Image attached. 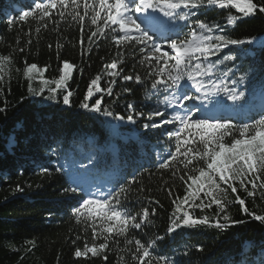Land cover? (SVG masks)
Here are the masks:
<instances>
[{
	"label": "trees",
	"instance_id": "obj_1",
	"mask_svg": "<svg viewBox=\"0 0 264 264\" xmlns=\"http://www.w3.org/2000/svg\"><path fill=\"white\" fill-rule=\"evenodd\" d=\"M33 4L34 0H0V54L12 56V63L4 65V79L0 80V108L5 109L0 112V264H135L128 250H134L135 244L125 246L123 237L119 238L118 245L110 242L109 250L99 256L93 257L90 253L87 258L74 256L77 248L83 250L85 242L89 246L103 242L102 239L93 241L91 228L77 222L74 208L83 198L92 196L93 189L100 190L102 197L132 177L138 183L131 185L127 206L133 213L141 212L144 207L150 212L155 208L156 214L150 215L151 224L140 230L130 229L128 239L148 243L157 236L165 237L150 251L154 256L167 257L171 264H264V224L241 211L235 202L236 194L230 189L229 199L233 202L228 206L227 214L232 220H243L244 223L224 221L222 215L217 216L215 205L203 212L185 206L195 217L208 216L210 224L181 227L174 233H166L174 211L172 200L185 194V185L179 179L182 166L177 165L181 172L172 177L170 170L159 169L158 163L174 150V140L169 139L166 131H174L178 125L144 129L143 123L149 121L143 117L132 124L126 119L118 121L80 108L93 78L101 76L99 84L103 89L110 85L112 78L106 74L108 70L104 66L119 58L111 39L114 34L107 32L106 37L89 45L90 30L86 29L82 48L79 26L71 22L70 17L68 23H60L58 28L49 23L47 29L42 28L37 34L33 18H27L26 22L19 20ZM194 11L191 22L202 20L210 25L220 24L225 29L224 34L232 38H256L251 45L226 48L219 57L211 58L215 61L222 60L227 54L237 56L235 61L217 65L218 75L231 69L228 76L223 77L229 86L233 79L245 77L242 83L235 85L245 92L242 101L233 103L221 93L212 102L219 107L228 106L235 112L231 117L220 118L221 121L244 124L261 118L264 116V47L260 42L264 41V14L241 17L235 27H230L226 24L228 12L224 9L213 7ZM231 12L240 15L234 9ZM9 20L15 23L10 25ZM180 25L179 33L183 38L188 28L186 22H180ZM29 28L32 29L31 36L28 35ZM216 33L220 30L216 29ZM167 36H172L170 31ZM29 39L32 40L30 45ZM161 39L157 40L161 42ZM20 48L25 50L21 52ZM133 51L131 47L124 49L125 62L119 66L124 71L115 77L112 95L96 93L89 103L103 96L102 106L114 114L126 117L135 112L147 115L162 110L165 117L154 120L158 123L170 118L171 109L161 103L168 93L157 94L151 89L152 78L144 79L148 68L139 63V57L132 59ZM25 61L41 68L49 66L44 73L49 80L58 79L63 61H68L74 68L65 82L66 88L52 94L47 87H55V84H50L43 94L35 95L29 93V81L23 76ZM136 74L141 75L142 84H137L134 79L122 80L123 75L135 77ZM31 83L34 91H39V79ZM67 91L72 92L71 105L62 102ZM189 94L195 93L189 90ZM50 95L55 98L50 99ZM128 104H132L133 109H128ZM195 114L206 117L200 111ZM226 139L230 141V138ZM57 168L60 171H56ZM77 186L83 192L65 191ZM236 186L237 194L245 199L250 212L264 215V189H257L255 195L249 197L238 183ZM169 188L171 196L167 191ZM248 188L251 190L250 185ZM217 221L228 226L217 229L212 226ZM105 255L107 260L103 258ZM120 256L124 261L119 260Z\"/></svg>",
	"mask_w": 264,
	"mask_h": 264
},
{
	"label": "snow or ice",
	"instance_id": "obj_2",
	"mask_svg": "<svg viewBox=\"0 0 264 264\" xmlns=\"http://www.w3.org/2000/svg\"><path fill=\"white\" fill-rule=\"evenodd\" d=\"M213 7L228 12L226 24L230 27H235L241 17L264 14V2L256 3L254 0H34L33 7L19 16L20 22H26L29 17L33 18L37 24L35 27L37 34L42 28L47 29L49 23L57 28L60 23H68L70 17L71 22L79 26V43L82 48L85 44L86 29L90 30V35L87 36L89 45L98 38L106 37L107 32L114 34L111 39L118 50L119 58L104 66L108 70L106 74L112 78L110 85L107 89H103L99 84L101 76L97 75L93 78L79 104L80 108L102 113L118 121L126 119L132 124L137 122V118L143 117L149 121L143 123L144 129H156L168 124L178 125L174 131H166L169 139L174 140V150L158 163V168L170 170L172 177H176L177 173L181 172L179 166L183 169L179 179L185 185V194L182 197L176 196L172 200L174 211L166 229L168 234L174 233L181 227L210 224L208 216L195 217L186 210L185 206L203 212L215 205L217 216L222 215L224 221H230L232 224L244 223L243 220H232L227 214L228 206L233 202L229 199V189L232 194H236L235 202L240 205L241 211L264 224V215L250 212L245 205V199L237 194L236 186L238 183L249 197H253L257 189H264V116L252 123L234 124L231 121L197 116L195 113L200 111V107L187 103L203 102L221 93L233 103L242 101L245 97V92L235 86L244 81L243 75L233 79L232 86H229L223 77H227L231 69L217 74L219 63L235 61L237 56L227 54L222 60L218 58L215 61L211 58L219 57L226 48L251 45L256 38H232L224 34L225 29L220 24L210 25L202 20L191 22V17L195 15L194 10ZM233 9L240 15L232 14ZM161 16L167 18V21L161 20ZM173 21L186 22L188 32L183 38L179 32H174L175 38H167L168 50H164L150 33L157 25ZM8 23L11 25L15 21L9 20ZM92 26L94 30H91ZM216 29L220 30L219 34L216 33ZM31 33L32 29L29 28L28 35L31 36ZM27 43L30 45L32 40L29 39ZM260 43L264 47V41ZM57 47L60 45L58 44ZM129 47L134 49L132 59L136 60L139 57V63L147 66L148 71L144 79L152 78L151 89L157 94L168 93L161 103L165 108L171 109L170 118L161 119L157 123L155 117H165V111L162 110H154L147 115L143 112H135V115L129 114L126 117L118 113L114 114L113 111L102 106L103 96L89 103L96 93L106 92L107 95H112L111 85L115 84V77L121 76L124 71L119 66L124 64V49ZM24 50V48L19 49L21 52ZM88 50L91 51V47ZM6 63H12V56L0 54V80L4 79ZM24 63L23 76L29 81L28 91L35 95L43 94L50 84H55V87H47L48 92L52 94L66 88L65 82L70 78L74 68V65L68 61H63L58 79L49 80L44 77L49 66L41 68L36 63L28 64L27 61ZM213 76L217 79L213 80ZM34 79L40 81L39 91L33 89L31 82ZM133 79L137 84L144 82L139 74L135 77L122 76L123 81ZM189 89H194L196 94H189ZM71 96V91L63 95L64 105H71ZM49 98L54 99L55 95H50ZM127 108L131 110L133 105L128 104ZM4 110L0 108V112ZM226 138H230V141ZM200 162H203V166H200ZM45 171L47 172V169ZM56 171H60V168ZM135 183L138 181L132 177L126 184L100 198L94 196L83 198L78 207L74 208L77 222H83L91 228L93 241L103 240L91 246L85 242L83 250L80 248L75 250L76 258H87L89 253L93 257L99 256L109 250L110 242L118 245L121 242L119 238L123 237L125 246L133 242L135 244L134 250L128 249L135 264H171L167 257L154 256L150 251L165 237L157 236L148 243H142L140 239L134 241L128 239L130 229L140 230L151 224L149 217L156 214L155 208L150 212L148 207H144L141 212L133 213L127 206L129 193L132 191L131 185ZM248 185L251 186V190ZM18 190L22 191L19 188ZM65 191L77 193L83 192V189L77 186ZM140 191H143V188ZM167 191L171 196L172 190L169 188ZM212 226L225 229L228 225L217 221ZM103 258L107 260L106 255ZM119 260L124 261V257L120 256Z\"/></svg>",
	"mask_w": 264,
	"mask_h": 264
},
{
	"label": "rangeland",
	"instance_id": "obj_3",
	"mask_svg": "<svg viewBox=\"0 0 264 264\" xmlns=\"http://www.w3.org/2000/svg\"><path fill=\"white\" fill-rule=\"evenodd\" d=\"M162 19H163V21H165V20L167 21V18H164L163 17ZM179 24H180V22H175V21H173V22H166L164 24H161V25H159L158 28H155V30L157 31L156 34L159 37V36H162V33H167L170 30V31H173V35H174V32H180V30L182 29V26L181 25L179 26ZM153 36H156V35H153ZM172 38H175V36L172 37ZM156 41H157V39H156ZM157 42L162 45V47H163L164 50H168V48H167V41H165V43H162L160 41H157ZM190 90H192L193 92H195L194 89H190ZM216 96L217 95H213V96H211L212 98L209 97V99H206L205 101H208V102L210 101V103H211L212 100L216 98ZM199 107H200V110L202 112H207V111L210 110L209 108H207V107H205V106H203L201 104H200ZM99 192H100V190H98V189H93L91 191L92 196H94L96 198H99L100 195H103V194H100Z\"/></svg>",
	"mask_w": 264,
	"mask_h": 264
},
{
	"label": "bare ground",
	"instance_id": "obj_4",
	"mask_svg": "<svg viewBox=\"0 0 264 264\" xmlns=\"http://www.w3.org/2000/svg\"><path fill=\"white\" fill-rule=\"evenodd\" d=\"M162 18H163V17L161 16V20H163ZM165 21H166V20H165Z\"/></svg>",
	"mask_w": 264,
	"mask_h": 264
}]
</instances>
